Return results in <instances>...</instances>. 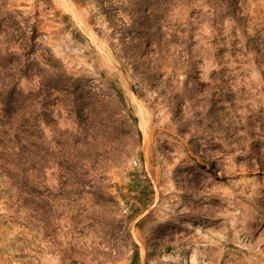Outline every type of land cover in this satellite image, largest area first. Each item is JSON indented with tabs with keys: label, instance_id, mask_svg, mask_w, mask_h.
Returning a JSON list of instances; mask_svg holds the SVG:
<instances>
[{
	"label": "rangeland",
	"instance_id": "1",
	"mask_svg": "<svg viewBox=\"0 0 264 264\" xmlns=\"http://www.w3.org/2000/svg\"><path fill=\"white\" fill-rule=\"evenodd\" d=\"M219 1L0 0L67 75L60 127L96 106L107 126L21 192L0 174V264H264V55L247 48L264 0H239L241 23Z\"/></svg>",
	"mask_w": 264,
	"mask_h": 264
},
{
	"label": "trees",
	"instance_id": "2",
	"mask_svg": "<svg viewBox=\"0 0 264 264\" xmlns=\"http://www.w3.org/2000/svg\"><path fill=\"white\" fill-rule=\"evenodd\" d=\"M239 3V0H220L213 12L215 20L223 23L229 16L241 23ZM4 13L0 4V174L21 192L28 180L29 166L32 171H44L58 156L56 151H94L97 146L90 137L97 142L106 133L107 126L101 115L103 111L96 106L93 110L97 112L95 118L87 125L81 121V131L60 127L55 110L68 100L62 95L60 87L66 82L67 75L46 69L44 61L35 51L37 35L34 34L28 40L23 39L28 26L23 21L5 24L7 18ZM253 34V40L247 42V48L263 57V43L257 31ZM155 35L160 45L165 35L160 30ZM154 77V80H159L156 74ZM23 79L33 82L36 88L24 90L21 87ZM82 105L76 100L73 107L81 120L84 119V112H90ZM44 126L55 133L52 138L57 144L55 147L44 142ZM42 151L47 152L40 159L38 155ZM137 260L136 251L132 264H138Z\"/></svg>",
	"mask_w": 264,
	"mask_h": 264
},
{
	"label": "built area",
	"instance_id": "3",
	"mask_svg": "<svg viewBox=\"0 0 264 264\" xmlns=\"http://www.w3.org/2000/svg\"><path fill=\"white\" fill-rule=\"evenodd\" d=\"M134 164H135V165H138L139 163H138V161H137V160H135V161H134Z\"/></svg>",
	"mask_w": 264,
	"mask_h": 264
}]
</instances>
